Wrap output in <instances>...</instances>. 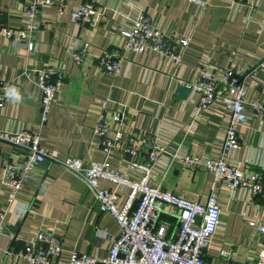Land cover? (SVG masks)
Here are the masks:
<instances>
[{"label":"crops","instance_id":"0c3cea01","mask_svg":"<svg viewBox=\"0 0 264 264\" xmlns=\"http://www.w3.org/2000/svg\"><path fill=\"white\" fill-rule=\"evenodd\" d=\"M92 1L103 8L95 25L71 21L69 9ZM197 6L184 0H69L61 15L52 6L42 10L38 28L32 33L35 51L28 54L25 43L0 36V81L9 84L0 110V129L24 126L36 131L40 143L57 152L59 158L80 157L85 163L102 160L98 140L91 128L104 100L108 107L121 103L125 108L122 136L106 158L109 168L124 171L128 158L123 150L137 147L141 154L154 143L168 150L181 147L193 155H214L219 151L225 112L221 107H207L190 124L195 97L175 93L179 81H189L199 61L218 73L231 67L246 71L264 61V0H203ZM28 0H0V24L19 28L22 8ZM131 4L146 8L153 22L172 40L186 36L187 45L180 67L157 55L124 53L117 75H109L96 64L106 48L120 47L119 30L128 26L122 14L132 12ZM82 42L89 43L80 64L70 59V52ZM65 68L63 84L52 102L46 120L39 119V89L35 71L43 65ZM27 69V77L22 73ZM250 98L259 99L258 84L264 70L256 77L244 78ZM248 121L237 128L241 148L232 160L251 163L264 175V115L247 108ZM154 139V140H153ZM21 151L0 141V175L3 163H17ZM167 161V160H166ZM160 160L154 167L149 184L179 193L188 199L204 202L211 175L204 169H189L176 160ZM127 175L135 178L136 172ZM100 187L113 188L100 180ZM6 187L0 184V211L5 207ZM219 205V230L209 239L203 259L221 264V250L230 252V264H247L264 247V232L251 227L248 217L264 220V197H250L243 188L232 193L221 182L214 184ZM125 193L119 195L121 206ZM98 203L85 183L61 165L43 160L37 164L23 187L7 205L0 235V264H27L15 251L36 230L49 229L61 238L64 251L74 249L104 257L119 228L108 212H99ZM158 220L167 224V235L177 225L174 215L161 212Z\"/></svg>","mask_w":264,"mask_h":264},{"label":"built area","instance_id":"2783aa9c","mask_svg":"<svg viewBox=\"0 0 264 264\" xmlns=\"http://www.w3.org/2000/svg\"><path fill=\"white\" fill-rule=\"evenodd\" d=\"M69 0H28L22 8L23 20L19 28L0 24V36L13 42L25 43V50L32 54L34 41L32 33L38 28L37 18L42 10L52 6L56 15H61ZM197 6L204 5L203 0H184ZM242 2L244 0H237ZM132 7V8H131ZM122 14L128 26L119 30L122 37L120 47L104 49L96 59L100 70L109 75H117L124 53H150L157 55L175 67L181 65V55L187 45L186 36L172 40L153 22L149 11L135 4ZM103 8L92 1H86L69 9L71 21L90 26L96 24ZM264 30V23L261 24ZM89 43L82 42L70 52V59L80 64ZM264 70V61L246 71L231 67L213 73L206 67L205 61H199L193 77L179 81L184 85L190 97H195L194 113L190 124L194 123L199 111L207 107H221L225 112V125L219 151L214 155H193L181 147L168 150L167 145L152 142L151 148L141 154L137 147L123 150L128 158L124 171L109 168L106 163L115 143L122 136L125 108L121 103L108 107L102 100L93 122L91 133L100 145L102 160L84 162L80 157L65 156L59 158L53 149H47L40 143L38 132L24 126L16 129H0V141L18 148L21 159L17 163L4 162L1 167L0 184L6 187L5 207L0 211V235L3 234V217L7 205L23 187L32 169L48 160L61 165L81 179L98 203L99 212H108L115 220L119 232L110 238V244L104 257L74 249L64 251L61 238L49 229L36 230L22 247L15 251L27 264H209L203 259V252L209 244L210 237L219 230V205L214 192V184L221 182L232 193L237 188L245 189L250 197H264V175L251 163L232 160L233 154L242 146L237 128L248 121L247 108L264 115V79L259 82L261 98L249 96V85L244 79L247 75L256 77ZM27 77V69L22 73ZM65 75L62 63L55 67L43 65L35 71V85L39 89V119L42 124L47 117L50 106L56 99ZM9 82L0 81V110L3 106ZM154 140V139H153ZM176 160L189 169H204L211 175L209 191L204 202L188 199L177 192L168 191L158 185L149 184V178L155 165L160 161ZM166 161V162H167ZM128 172L138 175L131 178ZM104 180L113 188L99 186ZM125 193L121 206L117 205L119 195ZM174 215L177 220L175 229L167 235V224L159 221L161 212ZM247 223L260 232H264V220L248 217ZM221 264H230V252L221 250ZM247 264H264V247L247 262Z\"/></svg>","mask_w":264,"mask_h":264},{"label":"water","instance_id":"95a60500","mask_svg":"<svg viewBox=\"0 0 264 264\" xmlns=\"http://www.w3.org/2000/svg\"><path fill=\"white\" fill-rule=\"evenodd\" d=\"M187 88L184 85H177L175 88V93L180 96H185L187 94Z\"/></svg>","mask_w":264,"mask_h":264},{"label":"rangeland","instance_id":"374dc122","mask_svg":"<svg viewBox=\"0 0 264 264\" xmlns=\"http://www.w3.org/2000/svg\"><path fill=\"white\" fill-rule=\"evenodd\" d=\"M58 95V94H57Z\"/></svg>","mask_w":264,"mask_h":264}]
</instances>
